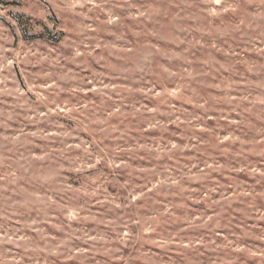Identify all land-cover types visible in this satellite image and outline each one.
<instances>
[{
  "label": "clouds",
  "instance_id": "1",
  "mask_svg": "<svg viewBox=\"0 0 264 264\" xmlns=\"http://www.w3.org/2000/svg\"><path fill=\"white\" fill-rule=\"evenodd\" d=\"M0 264H264V0H0Z\"/></svg>",
  "mask_w": 264,
  "mask_h": 264
}]
</instances>
